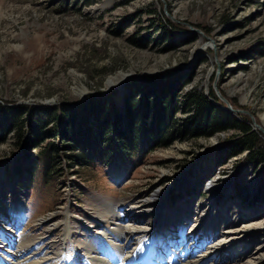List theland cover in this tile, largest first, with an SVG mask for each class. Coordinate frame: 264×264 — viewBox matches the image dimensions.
<instances>
[{
  "label": "rangeland",
  "instance_id": "rangeland-1",
  "mask_svg": "<svg viewBox=\"0 0 264 264\" xmlns=\"http://www.w3.org/2000/svg\"><path fill=\"white\" fill-rule=\"evenodd\" d=\"M159 22L171 32L174 47L165 49L156 39ZM143 36L152 41L137 45L134 40ZM178 66H193L192 85L205 94L219 91L238 110L232 116L264 142L252 124L264 130V0H0L1 103L72 102L117 89L107 83L116 86L127 74L131 79ZM228 134L175 141L133 162L74 166L75 171L66 170L62 157L47 175L41 165L33 173L22 170L30 169L32 157L8 135L0 143V232L27 235L22 247L36 253L39 264H55L66 217L76 244L103 240L98 233L120 222L127 235L133 228L149 231L145 241L173 262L179 253H169L173 239L202 255L231 239L223 234L244 221L246 227L260 226L255 235L246 228L237 243L206 257L247 264L264 254V179L243 153L221 161L217 147ZM188 219L197 230L183 238L192 232L183 236L177 230ZM160 226L168 228L164 239L158 230L153 235Z\"/></svg>",
  "mask_w": 264,
  "mask_h": 264
},
{
  "label": "trees",
  "instance_id": "trees-1",
  "mask_svg": "<svg viewBox=\"0 0 264 264\" xmlns=\"http://www.w3.org/2000/svg\"><path fill=\"white\" fill-rule=\"evenodd\" d=\"M157 30L156 39L165 42V49L175 46L162 22ZM150 40L151 36H143L134 42L145 46ZM194 75L193 66L135 75L124 84L121 97L113 89L47 106L0 102V143L10 135L15 148L32 157L30 169L22 170L33 173L41 165L42 174L47 175L62 157L66 170L75 171L74 166L133 162L136 155L146 156L175 141L229 132L217 147L221 161L246 152L244 162L264 179L262 138L246 122L219 109L212 89L205 94L192 85ZM33 149L39 150L30 154Z\"/></svg>",
  "mask_w": 264,
  "mask_h": 264
},
{
  "label": "bare ground",
  "instance_id": "bare-ground-1",
  "mask_svg": "<svg viewBox=\"0 0 264 264\" xmlns=\"http://www.w3.org/2000/svg\"><path fill=\"white\" fill-rule=\"evenodd\" d=\"M110 85H113L111 80L107 83V86ZM108 212L109 211L106 210L105 214L109 215L111 212L113 213L115 211L110 209V213ZM239 225L243 226L240 228H231L223 234V237H225L223 239H228V237L231 239L224 243H216L215 245L208 247V250L207 248L206 250L204 249V251L201 252L202 255H194L186 249H183V251L179 249L178 256L175 260L173 262H167L164 261L162 253L153 249V246H150L145 241L147 240L146 235L149 232L146 229L133 228L132 234L127 235L124 230L126 227L120 222H116L115 224L113 223L112 227H104L98 233L103 240L98 237H92L79 241L78 244H76L73 242L74 240H72L73 235L70 219L66 217L64 221V233L60 239L61 247L59 249L56 248L55 250V252L57 251L56 254L58 257H60V260L58 259L59 261L55 264H227L229 261L224 257L217 258L215 262H212L208 261L206 256L212 255L215 249H217L216 247H220L224 244L229 245V242H233V244H235L234 242L237 243L246 228L251 229L252 235H255L256 230L260 227L258 224H251L246 227L247 224H244V221H241ZM5 230L6 229L3 230L4 232H0V264H39L36 260L37 256H35L37 254H33L31 250L28 251L27 247L26 249L23 248V244H26L25 242L28 236L25 234L15 235L13 230L10 232H6ZM220 238L222 240V237ZM67 240L72 243L71 247H67ZM175 241L176 240H174L173 243H175ZM203 242H205V240H203ZM172 244H170V246ZM200 246L202 247L203 245L200 244ZM262 249L263 247L259 250ZM39 254H41V252ZM44 254L42 256H44ZM249 256L251 257L252 254L249 253ZM134 258H137L138 260L135 262ZM259 262H264V254L252 257V261L247 262V264H258Z\"/></svg>",
  "mask_w": 264,
  "mask_h": 264
},
{
  "label": "water",
  "instance_id": "water-1",
  "mask_svg": "<svg viewBox=\"0 0 264 264\" xmlns=\"http://www.w3.org/2000/svg\"><path fill=\"white\" fill-rule=\"evenodd\" d=\"M198 33H200V31H197ZM200 34H202V33H200ZM151 73H156V72H151ZM130 79V75L128 76V74L126 75V77H125V79L122 81V82H120L118 85H116V86H114V85H110V86H108V89H112V88H117L118 89V91H119V95L121 96L122 95V92H123V88H122V86H123V84L125 83V82H127L128 80ZM85 94V92H83L82 94H81V98H83L84 95ZM216 94H217V96L220 98V100L221 101H223L224 102V105H222L221 103H218V102H214V104L219 108V109H221V110H224L225 112H227V113H229V114H231V115H235L237 112H238V110L237 109H234L232 106H231V104L227 101V100H225L224 99V97L219 93V91H216ZM49 102H52V101H48L47 103H49ZM252 124L254 125V127H256V128H258V129H260L263 133H264V130L260 127V125H258L254 120H252Z\"/></svg>",
  "mask_w": 264,
  "mask_h": 264
}]
</instances>
